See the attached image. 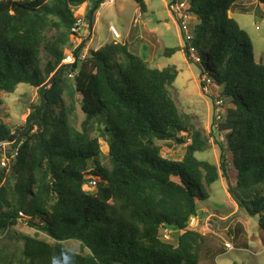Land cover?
Masks as SVG:
<instances>
[{
	"label": "trees",
	"instance_id": "trees-1",
	"mask_svg": "<svg viewBox=\"0 0 264 264\" xmlns=\"http://www.w3.org/2000/svg\"><path fill=\"white\" fill-rule=\"evenodd\" d=\"M91 1L0 0V108L2 94H14L22 84L41 96L15 132L0 115V141L19 147L16 159L7 154L6 167L0 151V233L9 238L7 247L14 245L0 252V264H203L215 253L190 223L221 178L264 231V64L256 61L249 34L230 16L249 0H189L186 11L197 20L194 31L206 36L199 56L202 67L209 59L207 82L222 89L217 102L236 106L226 107L220 126L229 131L227 146L218 144L220 165L197 158L209 141L174 100L175 67L151 68L116 40L85 60V41L72 50L80 39L73 29L83 20L77 10ZM103 1L95 0L84 17L91 19V32ZM146 1L135 0L141 15L148 12ZM196 39L186 42L188 50ZM71 53L76 69L75 63L64 64ZM77 103L85 116L83 131L72 121ZM94 122L103 127L110 167L100 138L91 136ZM170 141L187 145L182 160L163 156L158 143ZM22 221L34 235L14 231ZM164 230L179 233L177 245L163 240ZM68 242L79 243L80 251Z\"/></svg>",
	"mask_w": 264,
	"mask_h": 264
},
{
	"label": "rangeland",
	"instance_id": "rangeland-1",
	"mask_svg": "<svg viewBox=\"0 0 264 264\" xmlns=\"http://www.w3.org/2000/svg\"><path fill=\"white\" fill-rule=\"evenodd\" d=\"M177 1L184 2L183 6L173 5L172 0H147L148 12L141 15L135 0H105L95 13L93 19L95 28L91 35V19L84 17L89 6L95 5V0H92L88 6L84 5L81 10H77L83 17V24L80 26V39L74 40L72 50L77 49L82 41H85L87 46L83 55L89 57L91 51H98L110 42L109 29L114 27L121 35V39L116 41L127 43L130 51L144 59L151 68L163 70L175 67L178 78L170 89L174 100L180 112L189 115L195 128L209 141L208 150L198 153L197 158L220 165L218 144L227 146L226 135L229 133L222 131L220 126L227 120L226 107L235 109L236 106L228 102H217L222 89L207 82L208 79L203 73L209 59L207 57L203 59L205 67H202L199 56L203 58L206 51V36L200 28L197 32L194 31L196 27L194 23L197 20L194 17L190 19L186 13L189 0ZM109 2L112 4L109 5ZM257 7V0L244 2V6L238 4L232 11V18L252 39L256 61L264 64V7L260 10V16L257 15ZM185 20L192 32L191 37L195 35L197 38L195 42L190 43V47H195L197 52L190 47L189 50L186 48L180 28V23ZM53 34L52 31L49 32L51 37ZM172 49L178 50L177 53L167 57L166 54ZM67 53L69 50L65 54ZM46 58L47 55L43 53V61ZM67 63L70 61L64 62L65 65ZM44 64L45 61L41 64L43 68ZM2 99L4 105L0 108V115L3 123L13 132L26 122L34 110L33 107L41 104L38 89L26 84L20 85L14 94H2ZM72 121L80 131H83L85 116L78 103ZM100 128H103L102 125L94 122L90 133L92 137L100 138L103 162L110 167L109 147L101 137ZM158 144L162 146L165 158L174 161L183 159L187 145L179 146L174 141ZM93 191L92 189L90 192ZM208 192L209 199L201 202L199 215L192 218L190 223V229L206 236V247L215 253L213 258L212 255L206 256L203 264H264V231L260 228L259 217L252 216L239 207L230 192L228 181H224V178L212 185ZM14 231L25 235L35 233L24 221L20 222ZM178 237V232L166 230L162 232L163 240L174 245H177ZM226 243L235 246L236 250L227 251ZM8 244L9 238L6 233H0V252L10 251L11 248L14 250V245L7 247ZM66 246L73 251H80V244L77 242H68Z\"/></svg>",
	"mask_w": 264,
	"mask_h": 264
},
{
	"label": "built area",
	"instance_id": "built-area-1",
	"mask_svg": "<svg viewBox=\"0 0 264 264\" xmlns=\"http://www.w3.org/2000/svg\"><path fill=\"white\" fill-rule=\"evenodd\" d=\"M105 1V0H104ZM104 4V3H103ZM102 4V5H103ZM112 4L109 2V5ZM106 7V5L104 6ZM103 7V8H104ZM187 15V14H186ZM189 17V16H188ZM83 20H79L78 24L76 25V27L73 29V32L75 33H79L80 32V26L83 24L82 22ZM180 28H181V33L183 36V39L185 42L191 41L193 38L191 37L190 33H192L190 31V28L185 21L180 23ZM110 33L112 34V36L114 37V39H121V35L119 34V32L114 28V27H110L109 29ZM193 50V49H192ZM86 56L82 54V56L80 57V59L85 60ZM65 61H70V63H67L66 65H72V64H77L76 63V57L73 53H71ZM14 145V142L5 140V141H0V151L3 152L4 156H3V161H2V165L4 167L8 166L11 164V158H9L7 156V154H12V159H16L19 156V147L16 148H12V146ZM89 187L91 188H95L96 187V182L95 181H91L88 184ZM168 232V231H167ZM226 250L227 251H233L236 250L235 246H233L230 243H226Z\"/></svg>",
	"mask_w": 264,
	"mask_h": 264
},
{
	"label": "crops",
	"instance_id": "crops-1",
	"mask_svg": "<svg viewBox=\"0 0 264 264\" xmlns=\"http://www.w3.org/2000/svg\"><path fill=\"white\" fill-rule=\"evenodd\" d=\"M88 6V5H87ZM258 6L260 7V10L264 7V5H260V4H258ZM230 16L232 17V11L230 12ZM92 34H93V30H94V28H95V22L93 21L92 22ZM111 36V40H110V42L109 43H111L112 41H114L115 39L113 38V36H112V34H110ZM109 43H107V44H109ZM106 44V45H107Z\"/></svg>",
	"mask_w": 264,
	"mask_h": 264
},
{
	"label": "water",
	"instance_id": "water-1",
	"mask_svg": "<svg viewBox=\"0 0 264 264\" xmlns=\"http://www.w3.org/2000/svg\"><path fill=\"white\" fill-rule=\"evenodd\" d=\"M257 15L260 16V7L259 6L257 7ZM188 57L190 58V54L189 53H188ZM260 64H263V62H261ZM73 68L76 69L77 68V64H75L73 66Z\"/></svg>",
	"mask_w": 264,
	"mask_h": 264
},
{
	"label": "clouds",
	"instance_id": "clouds-1",
	"mask_svg": "<svg viewBox=\"0 0 264 264\" xmlns=\"http://www.w3.org/2000/svg\"><path fill=\"white\" fill-rule=\"evenodd\" d=\"M104 2V1H103ZM103 4V3H102ZM92 35V34H91ZM114 38V37H113ZM116 40V39H115Z\"/></svg>",
	"mask_w": 264,
	"mask_h": 264
}]
</instances>
